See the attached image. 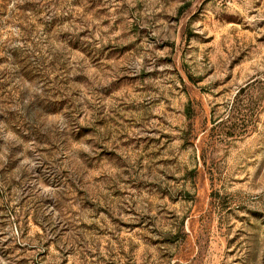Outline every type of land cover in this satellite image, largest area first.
<instances>
[{"label": "rangeland", "instance_id": "obj_1", "mask_svg": "<svg viewBox=\"0 0 264 264\" xmlns=\"http://www.w3.org/2000/svg\"><path fill=\"white\" fill-rule=\"evenodd\" d=\"M0 264H264V0H0Z\"/></svg>", "mask_w": 264, "mask_h": 264}]
</instances>
